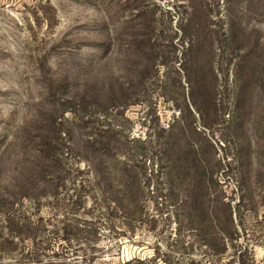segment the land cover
<instances>
[{
	"label": "rangeland",
	"instance_id": "374dc122",
	"mask_svg": "<svg viewBox=\"0 0 264 264\" xmlns=\"http://www.w3.org/2000/svg\"><path fill=\"white\" fill-rule=\"evenodd\" d=\"M192 261L264 264V0H0V264Z\"/></svg>",
	"mask_w": 264,
	"mask_h": 264
},
{
	"label": "trees",
	"instance_id": "16d2710c",
	"mask_svg": "<svg viewBox=\"0 0 264 264\" xmlns=\"http://www.w3.org/2000/svg\"><path fill=\"white\" fill-rule=\"evenodd\" d=\"M224 210H225V218H224V226H229V224L233 225V213L231 208L229 207L228 203H224ZM223 222L221 221V219L219 220L218 216L216 217L215 215H210L208 218V225L207 227H205L206 229L208 228V230H213L216 229L217 232L212 234L209 233L208 231H206L207 233V239H205L206 241H204V245L211 251V255L214 257H223L224 253L226 252V238H225V234L224 232H226V229H224L223 227ZM141 263V262H140ZM192 264H198V261H192Z\"/></svg>",
	"mask_w": 264,
	"mask_h": 264
}]
</instances>
